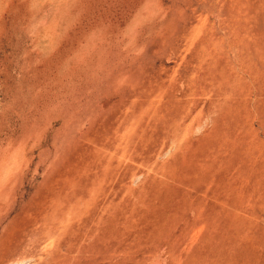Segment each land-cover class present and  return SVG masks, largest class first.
Returning a JSON list of instances; mask_svg holds the SVG:
<instances>
[{
    "label": "rangeland",
    "instance_id": "rangeland-1",
    "mask_svg": "<svg viewBox=\"0 0 264 264\" xmlns=\"http://www.w3.org/2000/svg\"><path fill=\"white\" fill-rule=\"evenodd\" d=\"M0 264H264V0H0Z\"/></svg>",
    "mask_w": 264,
    "mask_h": 264
}]
</instances>
